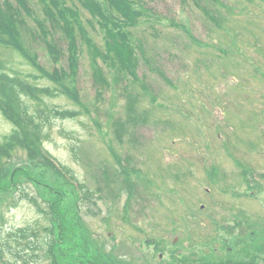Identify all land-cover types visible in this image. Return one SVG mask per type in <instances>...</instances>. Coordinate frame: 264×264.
Instances as JSON below:
<instances>
[{
    "label": "rangeland",
    "instance_id": "rangeland-1",
    "mask_svg": "<svg viewBox=\"0 0 264 264\" xmlns=\"http://www.w3.org/2000/svg\"><path fill=\"white\" fill-rule=\"evenodd\" d=\"M134 1L144 19L132 30L136 77L123 80L110 60L97 57L109 82L102 91L79 34V71L61 81H71L75 97L45 78L34 80L38 74L24 58L0 49L8 67L56 92L38 105L29 101L30 111L46 104L72 114L52 118L38 110L44 123L35 141L92 191L78 202V220L66 210L74 201L63 188L67 253L81 256V264L250 263L254 243L264 238V0ZM80 11L92 44L103 49L101 31ZM35 53L48 72L67 64L44 46ZM135 110L137 122L116 124ZM12 128L0 112V143ZM29 160L24 149L11 152L0 184L8 188L13 167ZM32 170V180L17 182L28 199L17 189L0 194L1 238L49 224L58 182H49L46 165ZM262 255L256 264L264 263Z\"/></svg>",
    "mask_w": 264,
    "mask_h": 264
},
{
    "label": "trees",
    "instance_id": "trees-1",
    "mask_svg": "<svg viewBox=\"0 0 264 264\" xmlns=\"http://www.w3.org/2000/svg\"><path fill=\"white\" fill-rule=\"evenodd\" d=\"M75 1L80 8L68 3L67 0H0V49L12 50L20 58H24L38 74L32 75L34 80L39 76V78H45L55 87H59L58 89L65 95L74 97L76 91L71 81L68 80L67 84H61L63 83L61 81L67 80L79 71L78 34L85 38L93 53V72L95 81L101 85L99 91L108 88L109 82L104 79L101 67L95 64L97 57L110 60L113 69L123 80H126L127 74L133 78L136 77L138 60L135 54L136 47L132 42L134 35L132 30L141 20L144 21L142 12L136 5L137 1L103 0V4L97 0ZM209 1L218 2L219 0ZM81 8L92 18L86 21L89 25L91 24V28L101 31L103 49L92 44L88 31L83 28ZM142 8H144L143 4ZM206 14L208 15V12ZM210 18L219 23L215 16ZM39 46H44L53 60H59L61 55L66 56V66L57 67L48 72L44 66L37 64L35 51ZM98 72L102 75L100 76ZM54 96H56L54 88L39 86L29 81L19 71L8 67L0 58V112L13 125L10 133L0 143V170L3 159L10 156L16 148L24 149L30 156L28 165L13 167L9 173L10 185L5 188L0 184V194L17 189V192L21 193V199L27 198L24 190L19 189L17 182L22 176L35 174L32 169L36 164L46 165L53 174H49L52 177L49 182H58L59 186V190L54 188L50 192L54 198L47 213L49 220L47 226H26L17 231H8L10 233L6 234L5 238L0 236V264H81L83 259L81 256L78 260L72 259L73 254L67 253L71 251L64 230L67 218L60 207L67 193L63 188H68L74 202L71 209L66 210L72 218L80 220L78 202L82 201L85 195L87 196L89 189L81 186L83 197H79L72 185L64 178V173L41 153L40 144L36 145L41 133L40 123H44L39 119L38 110L44 109L43 112H47L52 118L59 116L66 118L67 114L70 116L72 114H69V111L49 108L46 104L43 108L34 107L32 111L29 110V101H34L33 104L38 105L44 98ZM133 105L134 100L130 102L131 110L134 108ZM135 113L136 110L126 121L116 120V124L121 127L126 122H137ZM29 127L34 129L30 130ZM29 178L32 180L33 176ZM38 179L41 182L45 180V177H38ZM89 191L92 193L91 190ZM34 200L31 198L30 201ZM261 243L255 242L257 246ZM5 251L9 252V255H6ZM88 263L90 261L86 264ZM105 264H117V262Z\"/></svg>",
    "mask_w": 264,
    "mask_h": 264
},
{
    "label": "flooded vegetation",
    "instance_id": "flooded-vegetation-1",
    "mask_svg": "<svg viewBox=\"0 0 264 264\" xmlns=\"http://www.w3.org/2000/svg\"><path fill=\"white\" fill-rule=\"evenodd\" d=\"M263 248H264V240H262V243L259 246L256 245V248L255 247L252 248V251H251L250 255L253 258V260L251 259L250 263H249V261H247V262H245L243 264H256V260L258 258H260V257L263 258V255H262L264 253V249ZM231 264H238V263H237V261H231ZM262 264H264L263 261H262Z\"/></svg>",
    "mask_w": 264,
    "mask_h": 264
}]
</instances>
